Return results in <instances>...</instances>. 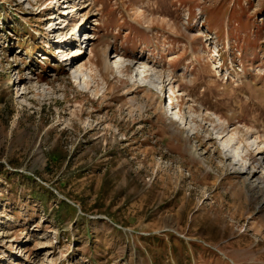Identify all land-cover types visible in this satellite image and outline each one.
Listing matches in <instances>:
<instances>
[{"label": "rangeland", "instance_id": "374dc122", "mask_svg": "<svg viewBox=\"0 0 264 264\" xmlns=\"http://www.w3.org/2000/svg\"><path fill=\"white\" fill-rule=\"evenodd\" d=\"M256 137L264 0H0V264H264Z\"/></svg>", "mask_w": 264, "mask_h": 264}, {"label": "bare ground", "instance_id": "6f19581e", "mask_svg": "<svg viewBox=\"0 0 264 264\" xmlns=\"http://www.w3.org/2000/svg\"><path fill=\"white\" fill-rule=\"evenodd\" d=\"M60 20H62V19H60ZM92 38V37H91ZM67 38H64L63 40H61V42L62 43H64V44H66L67 42H71V41H69L68 39H67V41H65ZM89 39V38H88ZM180 42V41H179ZM178 44V43H177ZM83 47V46H82ZM87 47V46H86ZM85 48V47H84ZM64 48H61V49H56L57 51H59V53H64V51L65 50H63ZM86 49V48H85ZM77 53V55H81V54H85L86 53V51H84L82 48H79L78 49V51L76 52ZM76 55V56H77ZM212 57V56H211ZM116 58V57H115ZM216 58V57H215ZM70 59V57H66V58H64L63 60H65V61H68ZM69 62V61H68ZM70 63V62H69ZM72 63V62H71ZM106 64V63H105ZM135 65L134 66H131V67H136V66H140V68L142 69V71H141V75L143 76V77H148V76H154V77H158V79L160 78L161 79V73H158L159 71H153V70H151L150 68H149V65L148 64H146V63H141L140 61H138V62H135L134 63ZM75 66H78V68L80 69V68H82L83 66H79V64H75ZM118 66V65H117ZM116 66V67H117ZM130 66L129 67H126L125 68V70H129V68H131ZM74 68V67H73ZM112 68V67H111ZM155 68V67H154ZM137 69V68H136ZM96 70H97V72H99L98 71V69L96 68ZM117 70H119V71H121V72H123L122 71V67H119ZM95 71V70H94ZM92 72H93V70H92ZM74 76V75H73ZM75 77V76H74ZM141 78V77H140ZM73 80H74V78H72ZM154 79V78H153ZM146 80V79H145ZM146 82V81H145ZM150 83V82H149ZM148 84V83H147ZM180 112V108L178 109V111H177V113H179ZM236 112V111H235ZM232 116V115H231ZM217 118V122H218V124H215L214 126H215V130L217 131V135H218V138L220 139V141L221 142H225L227 145H225L226 146V148L224 147V149H223V151L224 152H226V153H228L229 151V153H230V157H232L233 159H235L236 158V156H238V154H239V149H240V147H241V144L243 145V143H241V141H239V142H235L236 141V139H238V138H236V135H240V133L241 132H243V134H248L249 135V133L250 132H252V128L251 127H249V126H238V127H236V128H234V132L232 131V132H228L227 134H225L224 135V133L226 132V129H228V122H227V120H225V119H223V117H216ZM183 123V122H182ZM242 131H241V130ZM230 131V130H229ZM230 134V136L229 137H227V135H229ZM225 137H226V140H225ZM248 138V137H247ZM224 139V140H223ZM256 140H257V144H258V148H257V150L255 151L256 153V155L257 156H259V155H263V152L264 151H261L260 149H259V146H261V143L260 142H258L259 140H262V138L261 137H256ZM264 140V139H263ZM245 141V140H244ZM247 143H249V142H247ZM224 145V144H223ZM243 149H245L246 150V152H248V155H249V157L250 156H252V154L250 153L251 151L249 150V147L247 148V147H245V146H243L242 147ZM242 149V152L243 151H245V150H243ZM259 149V150H258ZM239 157V156H238ZM256 157V156H255ZM260 157V156H259ZM251 159H253V158H251ZM235 160H238V159H235ZM240 160V159H239ZM253 160H255V159H253ZM257 160H259L258 158H257ZM257 160H255V161H257ZM236 162H238V161H236ZM237 164H239V162L238 163H236V165Z\"/></svg>", "mask_w": 264, "mask_h": 264}]
</instances>
